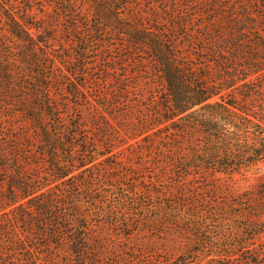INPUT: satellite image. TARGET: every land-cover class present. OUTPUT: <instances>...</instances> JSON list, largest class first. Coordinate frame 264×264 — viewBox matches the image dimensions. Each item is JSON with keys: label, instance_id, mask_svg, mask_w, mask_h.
<instances>
[{"label": "trees", "instance_id": "1", "mask_svg": "<svg viewBox=\"0 0 264 264\" xmlns=\"http://www.w3.org/2000/svg\"><path fill=\"white\" fill-rule=\"evenodd\" d=\"M261 161L264 0H0V264H264Z\"/></svg>", "mask_w": 264, "mask_h": 264}, {"label": "rangeland", "instance_id": "2", "mask_svg": "<svg viewBox=\"0 0 264 264\" xmlns=\"http://www.w3.org/2000/svg\"><path fill=\"white\" fill-rule=\"evenodd\" d=\"M93 61L95 64L94 66H96L95 67L96 70L93 72V75L91 77L99 76L101 73L97 69L102 67L105 62L102 59V57L99 60L93 58ZM99 84L101 85L102 88H104V90H107L106 88H108V86L111 85V83H106L103 79L102 81H100ZM88 85H89L88 91H91L92 84L89 83ZM217 175H219L222 178L221 179L222 185H220V187L223 191H231L237 194L242 193L244 191H249L253 193L257 198L261 194L260 193L262 191L261 185L262 183H264V161L258 162L254 165H250L245 169H243L241 172L234 173L233 175H229L227 173H217ZM261 219H264V216ZM248 242L250 246L258 247V250H260L262 247L264 248V237H257L256 239L249 240ZM130 245H132V243H130ZM112 251L114 252L115 255L111 259L113 258L118 259L119 257V261L121 260L120 262L122 264H140V260L138 262L126 261L125 260L126 257H124L125 256L124 254H122L120 247H112ZM209 253L210 252H208V254ZM236 253L238 254L239 252ZM136 258L140 259L139 257ZM111 259L110 261H112ZM194 259L195 258H190L189 264H210V261L206 260V258H201L197 263L194 262ZM215 259L219 262V264L227 263L226 259L223 258H215ZM240 259L241 257L237 256L235 257L234 262L240 263ZM252 259L256 260V257L254 256L252 257ZM261 261H264V258H262ZM148 264H152V263H148Z\"/></svg>", "mask_w": 264, "mask_h": 264}]
</instances>
